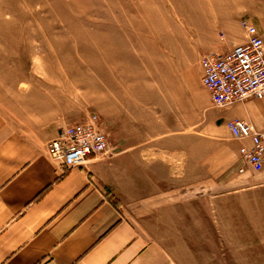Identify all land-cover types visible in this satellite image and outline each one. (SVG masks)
Listing matches in <instances>:
<instances>
[{"label":"crops","instance_id":"crops-1","mask_svg":"<svg viewBox=\"0 0 264 264\" xmlns=\"http://www.w3.org/2000/svg\"><path fill=\"white\" fill-rule=\"evenodd\" d=\"M239 1L238 18L221 7L222 19L230 23L220 32L213 20V29L203 35L206 49L193 64L199 77L198 56L244 40L240 18H249L264 38V0ZM174 27L181 29L176 21ZM164 37L152 33L148 49L136 44L132 63L122 55L130 51L121 41L110 48L120 53L118 61L112 55L104 63L96 60L93 109L108 148L69 168L46 151L61 126L84 120L65 94V78L20 71L12 82L0 77V264H190L180 255L178 233L197 227L199 214H211L199 213V201L183 199L181 190L199 181L257 191L258 207L248 210L255 202L242 198V211L264 225V180H252V168L240 156L251 141L232 137L225 123L240 117L260 126L264 96L214 106L204 88L205 109H213L199 122L191 86L182 92L181 85L169 91L165 84L143 85L144 77L165 76L166 70L180 74L182 48ZM149 51L154 57L146 60ZM255 236L264 237V227Z\"/></svg>","mask_w":264,"mask_h":264},{"label":"rangeland","instance_id":"rangeland-1","mask_svg":"<svg viewBox=\"0 0 264 264\" xmlns=\"http://www.w3.org/2000/svg\"><path fill=\"white\" fill-rule=\"evenodd\" d=\"M239 2L227 0L223 6L221 0H0V77L12 82L15 71H20L54 81L65 78V94L70 96L67 100L78 106L85 119L94 114L96 60L104 63L112 55L118 61L120 53H111L110 48L121 41L130 51V55H122L132 63L136 60L135 45L148 49L146 38L153 33L158 39L166 36L176 40L177 47L182 48L180 80L176 69L171 71L174 75L166 70L165 76L144 77L143 85L165 84L167 91L181 85L182 92L191 86L197 95L200 122L203 113L213 108L205 109L204 94L208 92L200 81L198 68L193 67L194 58L206 49L201 40L210 32L213 20L220 24V32L230 23L222 19L221 7L232 11L233 20L240 14L236 10ZM174 21L181 29L174 27ZM120 32L122 40L118 38ZM144 57L147 60L154 56L149 51ZM168 64L170 67L173 63ZM252 176V180H264V170L252 168ZM191 186L181 190V197L196 198L198 212L211 215L199 214L197 227L180 230V255L190 264H264V237L255 236L264 225L248 217V210L258 207L257 191L222 190L221 182L199 181ZM242 198V202H255L246 205L247 212L242 211ZM225 215L230 217L229 221L222 217ZM238 216L247 217L239 222Z\"/></svg>","mask_w":264,"mask_h":264},{"label":"built area","instance_id":"built-area-1","mask_svg":"<svg viewBox=\"0 0 264 264\" xmlns=\"http://www.w3.org/2000/svg\"><path fill=\"white\" fill-rule=\"evenodd\" d=\"M239 24L243 41L230 49L209 50L199 58L200 81L214 106L264 96V38L249 18H240ZM225 123L233 137L251 141L240 149L242 162L264 170V117L260 126L240 117L229 118ZM107 148V137L94 114L61 126L46 145L48 155L61 168L80 165L89 155L104 153Z\"/></svg>","mask_w":264,"mask_h":264},{"label":"trees","instance_id":"trees-1","mask_svg":"<svg viewBox=\"0 0 264 264\" xmlns=\"http://www.w3.org/2000/svg\"><path fill=\"white\" fill-rule=\"evenodd\" d=\"M111 197V196H110ZM112 198V197H111ZM113 199V198H112ZM114 200V199H113Z\"/></svg>","mask_w":264,"mask_h":264}]
</instances>
